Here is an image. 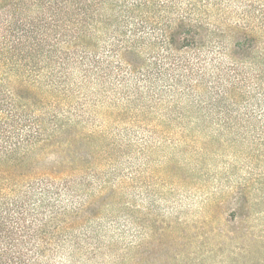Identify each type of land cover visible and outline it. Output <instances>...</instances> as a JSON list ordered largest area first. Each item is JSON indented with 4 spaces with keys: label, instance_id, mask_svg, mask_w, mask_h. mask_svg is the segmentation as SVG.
Returning a JSON list of instances; mask_svg holds the SVG:
<instances>
[{
    "label": "trees",
    "instance_id": "trees-1",
    "mask_svg": "<svg viewBox=\"0 0 264 264\" xmlns=\"http://www.w3.org/2000/svg\"><path fill=\"white\" fill-rule=\"evenodd\" d=\"M207 11L0 0V264H180L209 216L165 221L160 189L187 183L167 176L178 153L204 175L209 144L247 171L202 211L264 209V2Z\"/></svg>",
    "mask_w": 264,
    "mask_h": 264
},
{
    "label": "rangeland",
    "instance_id": "rangeland-1",
    "mask_svg": "<svg viewBox=\"0 0 264 264\" xmlns=\"http://www.w3.org/2000/svg\"><path fill=\"white\" fill-rule=\"evenodd\" d=\"M193 1L198 6L207 5V13L212 21L223 13L227 17L226 20L232 24L241 17L243 10H250L251 15L257 16L259 6L264 2L261 0ZM217 4H221L218 9L215 8L218 7ZM256 22L255 19H252V23ZM220 31L230 32L231 28H222ZM199 146L202 144L193 145V147ZM209 147L212 150L211 154H208L203 165L200 166L205 171L204 175H191L192 164L196 160L186 162V159L192 158V156H188L187 153H178L176 156L178 168H175L174 164L170 165L167 169V176L169 180H176L178 177L185 178L187 183H184V187H175L173 192H169L168 187L160 189L164 191V194L160 193L162 198L158 202L159 210L165 221L171 222L179 218L192 225L195 221H204L203 216H209L199 232L192 233L194 239L184 247V251L189 256L180 264H264L263 208L233 212L232 214L231 207L226 205L215 207L211 213L205 214L202 211L208 197L217 196L219 192H229L232 187H237L240 179L246 176L247 171L246 163H243L241 158L236 159L232 156V148L226 147V145L223 148L213 147V144H209ZM183 149H186L184 145L175 149L167 147L164 153L158 151L155 158L159 160L162 154L173 150L180 152ZM221 152L222 154H220ZM235 161L239 162L238 169L231 170L229 164ZM229 196L231 198V194ZM136 203L143 204L139 198H136ZM163 242V245L167 246L172 243V240L165 236ZM171 247L168 252H171ZM162 250H160V256L164 255Z\"/></svg>",
    "mask_w": 264,
    "mask_h": 264
}]
</instances>
